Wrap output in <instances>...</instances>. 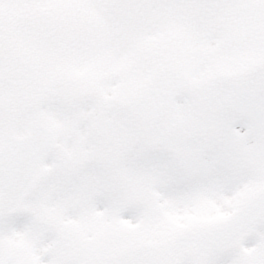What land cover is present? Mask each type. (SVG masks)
<instances>
[{"label": "snow or ice", "instance_id": "obj_1", "mask_svg": "<svg viewBox=\"0 0 264 264\" xmlns=\"http://www.w3.org/2000/svg\"><path fill=\"white\" fill-rule=\"evenodd\" d=\"M0 264H264V0H0Z\"/></svg>", "mask_w": 264, "mask_h": 264}]
</instances>
